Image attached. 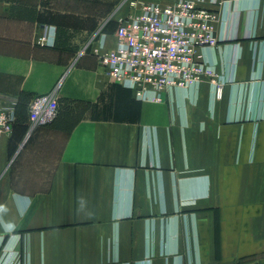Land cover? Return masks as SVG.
Returning a JSON list of instances; mask_svg holds the SVG:
<instances>
[{"label": "crops", "instance_id": "0c3cea01", "mask_svg": "<svg viewBox=\"0 0 264 264\" xmlns=\"http://www.w3.org/2000/svg\"><path fill=\"white\" fill-rule=\"evenodd\" d=\"M0 0V264H264V0H219L207 51L233 78L141 102L98 51L144 2ZM132 13V12H131ZM61 113L36 126L37 95Z\"/></svg>", "mask_w": 264, "mask_h": 264}, {"label": "built area", "instance_id": "2783aa9c", "mask_svg": "<svg viewBox=\"0 0 264 264\" xmlns=\"http://www.w3.org/2000/svg\"><path fill=\"white\" fill-rule=\"evenodd\" d=\"M211 2L217 4L219 0ZM206 3V0L142 3L134 14L119 23L117 46L107 51L96 50L105 74L141 102H162L167 92L190 89L203 80L214 86L216 99H223L225 86L233 78L219 73L208 56L207 51L219 43L215 23L220 16L218 10ZM19 103L17 97L3 98L0 140L12 133ZM60 112L58 96L37 95L30 103L29 119L36 126H45L54 123Z\"/></svg>", "mask_w": 264, "mask_h": 264}, {"label": "rangeland", "instance_id": "374dc122", "mask_svg": "<svg viewBox=\"0 0 264 264\" xmlns=\"http://www.w3.org/2000/svg\"><path fill=\"white\" fill-rule=\"evenodd\" d=\"M136 11H137V10L131 11L132 13L130 12V15H131V14H134ZM128 16H129V15H128ZM157 103H160V102H157ZM60 113H61V112H60ZM57 119H58V118H57Z\"/></svg>", "mask_w": 264, "mask_h": 264}]
</instances>
